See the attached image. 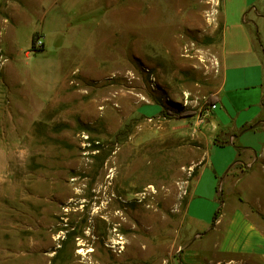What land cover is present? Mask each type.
Segmentation results:
<instances>
[{
    "label": "rangeland",
    "instance_id": "obj_1",
    "mask_svg": "<svg viewBox=\"0 0 264 264\" xmlns=\"http://www.w3.org/2000/svg\"><path fill=\"white\" fill-rule=\"evenodd\" d=\"M255 1L0 0V264H180L207 160L211 219L264 202V86L223 80Z\"/></svg>",
    "mask_w": 264,
    "mask_h": 264
},
{
    "label": "crops",
    "instance_id": "obj_2",
    "mask_svg": "<svg viewBox=\"0 0 264 264\" xmlns=\"http://www.w3.org/2000/svg\"><path fill=\"white\" fill-rule=\"evenodd\" d=\"M255 3L256 6L251 7L255 18L259 19L257 20L259 26L257 24L255 26L257 30L260 27L264 32V0H256ZM246 14L243 18L246 27H249V23H254V21L248 19ZM243 35L242 38L231 36V39L228 40L227 32L225 33L226 53L224 55L225 75L223 80L226 84L228 81L232 84L233 78L232 75L230 76V71H234L239 74L238 83L247 85L250 83V73L248 71L250 68H253L258 71L260 83L263 87L264 46L262 45V41H264V38L261 37L262 41L258 37L254 40L249 29H245ZM229 44H231V48L235 47L238 49L237 47L243 46L247 50H235L229 54L227 52ZM258 46L259 49L257 48ZM240 72L243 73L244 78H241ZM260 98L261 102L258 104V108L255 107V110H253L250 119L251 124L247 126L248 128L255 126L251 130L256 132L258 141L261 138L260 144H263L264 132H259L256 128L257 122L260 121L264 114L263 88ZM232 130L240 131L236 129ZM232 137L235 141L236 138L240 137V134H234ZM246 148L254 150L250 147ZM207 167L208 160L200 167V169L203 168L202 172L193 187L186 206V215L192 226L191 230L197 238L180 251V264H264V202L260 199L256 200L254 203L257 206H253L255 209L253 211L239 200L230 196L227 198L220 196V199L216 200L219 202L216 217L214 215L213 219H211L210 211L214 212L216 205H211L210 211L206 210L204 202L200 197L201 178ZM229 170L230 168L223 178L219 180V185L220 183L222 184L225 178L230 177L227 174Z\"/></svg>",
    "mask_w": 264,
    "mask_h": 264
},
{
    "label": "trees",
    "instance_id": "obj_3",
    "mask_svg": "<svg viewBox=\"0 0 264 264\" xmlns=\"http://www.w3.org/2000/svg\"><path fill=\"white\" fill-rule=\"evenodd\" d=\"M218 101H215V102H211V104H209V105H215L216 103H217ZM255 128V126H251V127H249L248 129H246V130H242L239 134H241V133H245L246 131H248V130H251V129H254ZM221 147H224V146H221ZM240 149L241 148H237V155L239 154V152H240ZM199 173V172H198ZM198 173H197V175H198ZM215 217H216V214H215Z\"/></svg>",
    "mask_w": 264,
    "mask_h": 264
},
{
    "label": "built area",
    "instance_id": "obj_4",
    "mask_svg": "<svg viewBox=\"0 0 264 264\" xmlns=\"http://www.w3.org/2000/svg\"><path fill=\"white\" fill-rule=\"evenodd\" d=\"M213 108H216L215 105L213 106Z\"/></svg>",
    "mask_w": 264,
    "mask_h": 264
}]
</instances>
